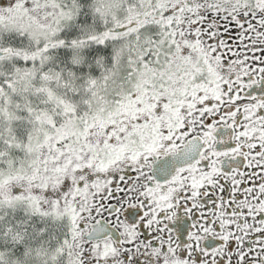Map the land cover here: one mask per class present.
<instances>
[{
  "label": "snow or ice",
  "instance_id": "6c2138e0",
  "mask_svg": "<svg viewBox=\"0 0 264 264\" xmlns=\"http://www.w3.org/2000/svg\"><path fill=\"white\" fill-rule=\"evenodd\" d=\"M0 264H264V0H0Z\"/></svg>",
  "mask_w": 264,
  "mask_h": 264
}]
</instances>
